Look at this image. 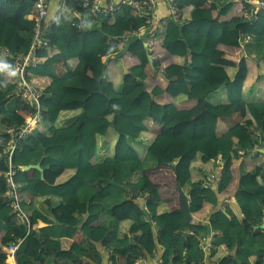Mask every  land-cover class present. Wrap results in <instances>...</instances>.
Segmentation results:
<instances>
[{"label": "trees", "instance_id": "obj_1", "mask_svg": "<svg viewBox=\"0 0 264 264\" xmlns=\"http://www.w3.org/2000/svg\"><path fill=\"white\" fill-rule=\"evenodd\" d=\"M67 2L77 14L49 27L55 52L33 68L47 91L46 127L29 134L12 155L17 168L14 179L30 230L5 197L7 155L0 157V264L7 258L5 248L17 237L24 238L18 247V264H59L66 257L71 264H136L141 256H153L159 245L165 248L161 264H264V229L260 228L264 221V154L250 155L256 144L264 146V97L254 100L245 95L246 56L233 75L230 67L212 61L215 50L231 32H238L244 40L240 26L257 19L264 22V12L249 17L232 0H178L185 23L171 22L167 29H157L154 61H160L168 48L182 41L185 30L200 36L198 43L176 52L187 61L168 63L162 69L168 80L179 83L177 96L197 101L203 109L207 99L232 105L242 118L247 117L211 142L209 138L178 137L180 156L190 162L189 177L183 183L190 206L201 197L203 204L214 207L209 221L192 222L172 212L179 207H170L172 197H163L149 176L174 160L175 138L163 134V128L192 121L196 114L174 102L163 103L144 89L149 53L142 41L134 45L137 37L131 33L145 25L146 19L123 4L115 11L93 16L90 6L80 0ZM32 7L33 0H0V151L9 139L4 129L23 120L19 114L23 101L12 77L13 57L32 43ZM243 46L247 56L264 60V32L246 39ZM110 56L117 58L120 88L111 71L114 65L108 67L106 62ZM121 57L129 73L123 72ZM100 88L116 104L102 110L91 129H83L86 116L81 110L90 104L100 106ZM242 157L253 163V170L247 169ZM239 160L234 201L221 204L223 191L234 183ZM37 163L44 169L59 167L72 173L47 184L42 193L35 194L33 203H27L23 194L29 193L30 180L40 179L42 173L21 167ZM211 173H216V178L206 185ZM139 195L146 200L126 219L118 218V207ZM79 215L83 216L81 222ZM39 221L47 225L39 227ZM78 231L89 244L108 245L113 251L103 258L81 245L71 250L66 242ZM204 235L210 236L212 244L207 256L200 242ZM30 238L39 242L35 259L27 254Z\"/></svg>", "mask_w": 264, "mask_h": 264}, {"label": "crops", "instance_id": "obj_2", "mask_svg": "<svg viewBox=\"0 0 264 264\" xmlns=\"http://www.w3.org/2000/svg\"><path fill=\"white\" fill-rule=\"evenodd\" d=\"M62 0H51L48 19H51L58 12L59 7L61 5ZM119 1V0H116ZM107 0H103L105 4ZM157 13L160 16H165L168 13L167 5L160 1L158 5ZM240 30L245 36V39L239 36V33L234 31L230 33V36L226 42L220 44L218 48L215 50L212 61L219 64H224L230 67L231 73L236 71L238 68L239 62L243 56L247 57L249 72L248 77L245 81V95L249 98H253L254 100H260L264 97V60L258 61L253 56H247L244 51V42L246 39L251 38L255 34H259L264 32V22L258 21L246 23L240 26ZM200 40V36L190 30L184 31V39L179 41L178 43L168 48L159 59L160 61H154L151 65L150 62L146 66V72L148 74V79L146 82V88L151 91L153 97H156L159 101L163 103H171L174 102L179 108L191 109L193 113L196 114V118L192 121L181 122L172 128H163L162 133L168 134L175 138L174 140V160L168 163L167 166L161 167L156 171L149 172V176L153 178L155 181L156 178L161 177L167 180V185L170 188V192L166 197H172L171 202L169 203L170 207H180V195L176 194V186L177 183H180L183 187V183L189 177V161L183 159L180 156L179 145H178V137L184 136L190 139H202L205 140L209 138L210 142L213 141L216 136L231 126L244 121L246 118H242V116L234 111V106L232 105H223L219 104L218 101H210L206 100V106L203 108H199L197 106V101H189L188 99L177 96L179 93V83L171 82L165 77L163 72V67L168 63H181L186 57L178 56L176 52L182 47H188L195 45ZM173 46H175L174 50H172ZM52 54L55 52L51 49ZM122 61V57L120 58ZM132 62V59L130 60ZM128 67V65H127ZM111 71L114 73V81L116 86L120 85L122 75L119 73L118 66L114 65L111 67ZM124 72V71H123ZM146 89V90H147ZM217 98V97H215ZM90 104V103H89ZM116 104V101L109 99L106 95L100 96V106L98 108L93 107L91 104L89 108L85 110H81L85 112V123L83 129H91L94 125L92 122V116H98V114L104 110L109 105ZM233 120H236V123H232ZM154 126V125H153ZM157 130L158 128H154ZM211 149V147H210ZM208 152V151H207ZM257 152L264 154V146L261 144L256 149L250 151V155L255 157ZM208 153H212L209 151ZM247 164L248 170H253V163L247 159H242ZM242 160H239L235 163V180L231 187L225 189L222 193V202L224 201V205L227 203H231L234 201V192L238 186V178L240 175V164ZM217 162H221L220 159ZM221 165L223 163L221 162ZM175 168V170H174ZM238 170V171H237ZM72 172L69 170H64L63 168L53 167L49 169H44V177L38 180H30L29 182V193L23 194V199L27 203H33L35 194L42 193L47 184L58 182L66 179ZM212 174V173H211ZM210 175V174H209ZM187 193V188L183 187ZM178 192V191H177ZM179 193V192H178ZM188 194V193H187ZM189 195V194H188ZM163 196V194H162ZM164 197V196H163ZM134 199V200H133ZM190 199V196H189ZM142 200H146L145 196L138 197H130L125 204L118 207L116 210V215L120 219H126L130 212L141 202ZM203 204L202 198L198 197L195 204L191 207L192 212V222L196 221H209L211 214L213 213L214 207L212 205L204 202L203 207L200 208ZM79 221L81 222L83 216H78ZM47 223L43 221H39L38 226L44 227ZM31 227V224H30ZM66 245L73 251L78 249V247L84 246L85 249L92 255L102 256L106 258L108 254H110L113 250L112 247L103 244L91 245L88 243L85 236L78 231L73 239L66 242ZM39 251V242L35 238H30L29 245L27 248V254L32 258H36ZM105 255V256H104ZM121 257V256H120ZM119 257V258H120ZM122 260V259H121ZM60 262V264H63Z\"/></svg>", "mask_w": 264, "mask_h": 264}, {"label": "built area", "instance_id": "obj_3", "mask_svg": "<svg viewBox=\"0 0 264 264\" xmlns=\"http://www.w3.org/2000/svg\"><path fill=\"white\" fill-rule=\"evenodd\" d=\"M160 1H163L167 5L168 13L165 16H160L157 13ZM232 1L237 3L239 9L249 17L257 18L260 12H264V0ZM50 2L51 0H33L31 13L35 19V27L32 43L28 50L18 53L13 57L14 67L12 77L17 87V93L23 101V107L19 110V114L22 115L23 120L18 126H8L4 129L9 139L0 151V157L7 155L6 162L8 164L5 172L7 186L5 197L12 206L13 212L17 213L19 221L28 223V230H30V219L21 206L22 194L19 185L14 179L17 168L12 163V155L16 149L21 147L26 137L39 128L45 120L47 91L40 81L42 78L34 72L33 68L43 60L45 55L50 54L52 47L48 29L55 21L66 19L68 15L77 14V11L68 5L67 0H62L58 12L53 18L48 19ZM80 2L85 6H90V12L93 16H96L98 13L115 11L118 4L130 6L136 14L143 16L147 23L138 30L132 31L131 35L137 37L134 42L135 46L138 44V41L143 42L153 60L156 58L154 39L157 29L161 27L167 29L171 22L185 23V19L180 14L178 0H107L105 4L103 0H80ZM124 41H127L126 36L124 37ZM258 146L259 144H256L253 149H256ZM23 167L21 168L24 170ZM215 178L216 173L210 174L205 180V184L209 185ZM23 240V237H17L5 248L7 258L4 264H18V247ZM200 242L201 248L207 256V253L212 248L210 236H201ZM164 251L165 248L159 245V248L153 252V256H141L135 263L161 264V253ZM226 252L229 251L227 250ZM9 259H11V263L8 261ZM206 264L217 263L206 262Z\"/></svg>", "mask_w": 264, "mask_h": 264}, {"label": "water", "instance_id": "obj_4", "mask_svg": "<svg viewBox=\"0 0 264 264\" xmlns=\"http://www.w3.org/2000/svg\"><path fill=\"white\" fill-rule=\"evenodd\" d=\"M217 18H219V15L217 16ZM147 51L149 52L148 49H147ZM188 51H189V49H188ZM148 58H149L150 64L152 65L154 60L150 54H149ZM186 61H187V59H186ZM122 66L124 69V73L125 74L129 73L130 70L126 65L124 58H122ZM102 79H103V76H101L99 78V82ZM142 82H143L144 89L146 90L147 89L146 88V82L145 81H142ZM98 93L104 94L103 89L100 88L98 90ZM23 168H24V170L39 169L42 173V178L44 177L43 176L44 175V168L41 166V163L29 164V165L24 166ZM176 190L179 192V195H180V207L172 210V212L177 211V212L181 213L188 221H192L193 216H192L191 207H190L189 195L186 193V191L184 190V188L182 187V185L180 183H177ZM24 225H25L26 229L29 227L27 222H25ZM260 228L264 229V221H263L262 225L260 226Z\"/></svg>", "mask_w": 264, "mask_h": 264}, {"label": "rangeland", "instance_id": "obj_5", "mask_svg": "<svg viewBox=\"0 0 264 264\" xmlns=\"http://www.w3.org/2000/svg\"><path fill=\"white\" fill-rule=\"evenodd\" d=\"M259 19H257L256 21H258ZM242 37V36H241ZM106 62H107V65H108V67H111L112 65H116V64H118V62H117V58L115 57V56H110V57H108L107 59H106ZM43 82H45V81H43ZM118 88H120V85H118ZM83 110H85V108L83 109ZM95 118H96V116H92V122H94V120H95ZM64 119L63 120H59V124L60 125H62V124H64ZM237 121L236 120H233L232 121V123H236ZM41 127L43 126V127H46V122L45 123H43V124H41L40 125ZM100 139H102V138H100ZM242 158H244V157H242ZM238 171V170H237ZM167 180L166 179H164V178H161V177H158V178H156L155 179V183L158 185V187H159V189H160V191H161V193L163 194V196L164 197H166L167 196V194L170 192V188H169V186L167 185ZM53 183V182H52ZM176 192V194L178 195V198H179V193L177 192V191H175ZM105 256V255H104ZM63 261L66 263V264H71L70 263V260H69V258H67L66 257V259H63ZM60 264V263H59ZM92 264H94V263H92Z\"/></svg>", "mask_w": 264, "mask_h": 264}, {"label": "bare ground", "instance_id": "obj_6", "mask_svg": "<svg viewBox=\"0 0 264 264\" xmlns=\"http://www.w3.org/2000/svg\"><path fill=\"white\" fill-rule=\"evenodd\" d=\"M10 263H11V259H10Z\"/></svg>", "mask_w": 264, "mask_h": 264}]
</instances>
